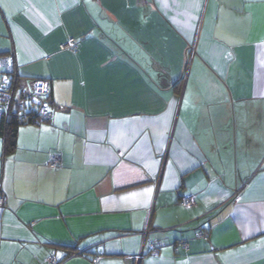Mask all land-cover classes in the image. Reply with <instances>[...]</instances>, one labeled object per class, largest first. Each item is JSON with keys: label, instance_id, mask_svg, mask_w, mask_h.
<instances>
[{"label": "crops", "instance_id": "crops-1", "mask_svg": "<svg viewBox=\"0 0 264 264\" xmlns=\"http://www.w3.org/2000/svg\"><path fill=\"white\" fill-rule=\"evenodd\" d=\"M5 53L53 118L3 144L0 264H264V0H0Z\"/></svg>", "mask_w": 264, "mask_h": 264}, {"label": "built area", "instance_id": "built-area-1", "mask_svg": "<svg viewBox=\"0 0 264 264\" xmlns=\"http://www.w3.org/2000/svg\"><path fill=\"white\" fill-rule=\"evenodd\" d=\"M76 46V40L71 38L68 42L60 45L61 49H68ZM20 73L18 71L16 57L12 53L0 55V142L5 143L1 134L4 124L10 117L17 115L22 122L40 123L50 121L53 118V107L51 103L52 82L45 77L29 78L24 86L20 84ZM61 154L54 153L48 165L57 168L61 163ZM7 197L3 191L0 180V210L6 206ZM180 202L186 207L196 205L194 193L184 194ZM199 237H208V230H199ZM154 253L159 252V243L151 242ZM186 246V243H183ZM58 255L54 250L47 257V264H58Z\"/></svg>", "mask_w": 264, "mask_h": 264}, {"label": "trees", "instance_id": "trees-1", "mask_svg": "<svg viewBox=\"0 0 264 264\" xmlns=\"http://www.w3.org/2000/svg\"><path fill=\"white\" fill-rule=\"evenodd\" d=\"M51 103H53L52 102V93H51ZM46 122H48V121H46ZM28 123H32V122L31 121L22 122L18 118L17 115H13L12 117L9 118L8 122L6 124H4V126L2 128V132H1V134L3 135V137L6 141V147H11V146L15 145L16 139L18 136L19 127L23 124H28Z\"/></svg>", "mask_w": 264, "mask_h": 264}, {"label": "rangeland", "instance_id": "rangeland-1", "mask_svg": "<svg viewBox=\"0 0 264 264\" xmlns=\"http://www.w3.org/2000/svg\"><path fill=\"white\" fill-rule=\"evenodd\" d=\"M191 60H192V58L190 59L189 58V62H188V66H187V74H188V72H189V66H190V64H191ZM22 126V125H21ZM21 126L19 127V128H21ZM2 153H3V141L1 140V142H0V170H1V164H2Z\"/></svg>", "mask_w": 264, "mask_h": 264}]
</instances>
